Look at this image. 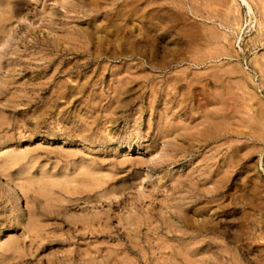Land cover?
I'll return each mask as SVG.
<instances>
[{"label": "rangeland", "instance_id": "rangeland-1", "mask_svg": "<svg viewBox=\"0 0 264 264\" xmlns=\"http://www.w3.org/2000/svg\"><path fill=\"white\" fill-rule=\"evenodd\" d=\"M0 264H264V0H0Z\"/></svg>", "mask_w": 264, "mask_h": 264}]
</instances>
